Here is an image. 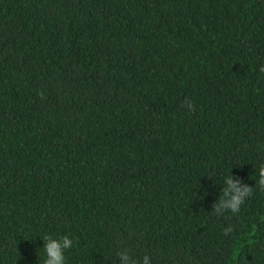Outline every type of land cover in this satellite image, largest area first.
Wrapping results in <instances>:
<instances>
[{
	"label": "trees",
	"instance_id": "16d2710c",
	"mask_svg": "<svg viewBox=\"0 0 264 264\" xmlns=\"http://www.w3.org/2000/svg\"><path fill=\"white\" fill-rule=\"evenodd\" d=\"M261 66L264 0H0V264H264Z\"/></svg>",
	"mask_w": 264,
	"mask_h": 264
},
{
	"label": "clouds",
	"instance_id": "9594fccd",
	"mask_svg": "<svg viewBox=\"0 0 264 264\" xmlns=\"http://www.w3.org/2000/svg\"><path fill=\"white\" fill-rule=\"evenodd\" d=\"M260 73L264 74V66L260 67ZM43 97V94L41 93ZM183 108L194 112L195 105L191 100H185ZM259 177L257 186L259 190L264 191V166L259 168ZM255 188L250 187L248 184L241 182L239 178H233L232 175H228L224 178V190L219 197L218 202L213 205V214L216 217L225 216L226 213L231 212L234 216L238 215L246 201L253 197ZM234 232V227L229 225L223 230L225 236ZM43 240L44 251L46 253V259L44 264H66L65 251L74 247V241L65 235L62 238L54 239L52 236H44ZM118 243H120L118 241ZM123 260V264H151V259L148 255L143 256L137 260L129 255V251L117 252Z\"/></svg>",
	"mask_w": 264,
	"mask_h": 264
}]
</instances>
